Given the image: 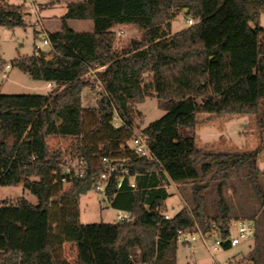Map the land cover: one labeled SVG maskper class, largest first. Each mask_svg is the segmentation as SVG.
<instances>
[{
	"label": "trees",
	"instance_id": "trees-1",
	"mask_svg": "<svg viewBox=\"0 0 264 264\" xmlns=\"http://www.w3.org/2000/svg\"><path fill=\"white\" fill-rule=\"evenodd\" d=\"M21 9L0 3V25L25 26ZM182 10L195 21L163 35L161 25L170 27ZM262 13L264 0L69 2L61 28L48 31L50 53L13 61L34 80L57 87L49 93H0V186L22 184L37 198L0 203V264H178L179 230L198 225L208 232L213 224L204 210L209 183L200 176L215 165L245 166L250 173L257 167L259 149L206 150L185 131L197 126L199 112L261 114L264 121ZM69 19H91L94 29L76 31ZM130 23L144 30L143 37L116 47L113 28ZM7 64L0 58V69ZM98 81V105L84 106L82 91L95 89ZM153 94L166 112L142 129L151 156H138L130 144L141 117L135 105ZM56 136L71 139L69 150L50 147ZM80 157L87 175L63 182L64 166ZM103 157L135 175V187L127 175L117 188L120 175L113 173L106 191L114 208L134 217L82 223L80 197L94 188ZM188 180L195 183V205L165 218L168 186ZM255 184L264 201L256 178ZM222 222L226 237L228 213ZM66 243L76 245V263L64 257Z\"/></svg>",
	"mask_w": 264,
	"mask_h": 264
},
{
	"label": "rangeland",
	"instance_id": "rangeland-1",
	"mask_svg": "<svg viewBox=\"0 0 264 264\" xmlns=\"http://www.w3.org/2000/svg\"><path fill=\"white\" fill-rule=\"evenodd\" d=\"M71 1L77 0H0V3H20L26 23L25 26L14 28L0 25V58L11 65L10 68L0 69V93H47L50 90L47 81L34 80L29 73L14 65L13 61L20 55H31L37 52V45L43 44L41 32L48 33L61 28L62 16L66 13L67 4ZM30 8L31 11L25 10ZM39 11L42 12L40 16ZM45 16L54 20L48 23L45 21ZM68 23L76 31L94 29V22L91 19H70ZM169 23L170 27L167 26V22L161 25L163 35L167 32L174 33L191 24L185 15V10L170 19ZM260 24L264 27V13L261 15ZM113 30L117 35L116 47L118 48L129 43L131 39H141L144 33L143 29L133 23L116 25ZM42 49L50 53L51 46L42 45ZM50 57L49 55L48 58ZM95 72L92 70L89 75L92 81L96 78ZM146 78L151 79L152 74L147 73ZM96 83L95 89L87 87L82 91V103L86 107L98 105L100 93L98 87L101 82ZM56 87L57 85L53 89ZM135 107L141 113L136 131L142 130L166 112L155 94L146 97L144 102L137 103ZM197 117L199 119L197 126L187 129L185 134L194 136L199 147L214 151H244L249 148L260 150L257 167L251 173L245 166L224 169L215 165L210 172L202 174L199 179L201 182L209 183L205 192L204 210L213 223L221 221L223 213L226 212L231 218L232 226L238 219L251 218L255 222L256 231L254 236L242 239L236 246L223 247L214 252H210L201 242L194 243L192 248L178 244V264H264V201L255 184L256 178L264 193V121L260 122L261 114L226 113L221 116H211L209 113L199 112ZM113 122L115 125L121 123L117 117ZM49 142L52 149L69 150L72 141L70 138L56 136ZM194 184L192 180L181 183L171 182L168 186L171 196L167 199L170 213H174L171 206L178 211L183 207L191 208L195 205ZM219 187H221V193ZM20 190L19 185L0 186V203L16 202L21 194ZM89 191L80 197V221L86 224L114 222L116 208L112 206L108 196L93 189ZM25 193V198L37 201L36 196L26 189ZM231 230L233 233L236 232L234 227ZM208 234L210 246H213L216 239L223 237L220 229L213 224ZM63 253L69 262L76 263L75 244L66 243Z\"/></svg>",
	"mask_w": 264,
	"mask_h": 264
},
{
	"label": "built area",
	"instance_id": "built-area-1",
	"mask_svg": "<svg viewBox=\"0 0 264 264\" xmlns=\"http://www.w3.org/2000/svg\"><path fill=\"white\" fill-rule=\"evenodd\" d=\"M190 23H193V19L189 20ZM41 36L43 38L42 45H49L51 46V41L48 37V33L41 32ZM42 45H37V54H41L46 52L42 49ZM49 57V55H47ZM10 64L6 65V68H10ZM101 87V83H100ZM100 87H98L100 89ZM117 116H115L116 118ZM131 146L134 149V152L138 156H151V149L148 143V137L143 134L142 130L135 131L134 136L131 140ZM104 168L101 169L95 177L94 182V191L103 192L106 194L107 187L110 184L111 177L113 173H117L120 175V179L117 183V188L121 187L123 183V179L125 176L130 175V184L132 187L136 186V179L135 175H132L130 169L127 167H123L121 169L118 168L116 163H112L108 157H103ZM88 173V164L83 157L80 158H71L64 166L63 177L62 181L67 182L69 176H78V177H85ZM88 191L87 193H89ZM171 209L174 213H170L169 211L165 212V218H171L177 211L175 207L171 206ZM134 215L126 210L116 209V219L114 223L131 220L133 219ZM222 220L213 223V225L217 226L220 229L221 233L223 231L222 227ZM234 227L236 232L233 233L231 228ZM256 231V225L253 219L251 218H244L238 219L232 224L230 223L229 226V233L226 237L218 238L214 241L213 246L211 247L208 243V232H204L198 225L193 230H179L177 242L178 244L186 245L188 248H192L193 244L196 242H201L204 247H206L210 252H214L224 247L225 244L230 246H236L241 242L242 239L250 238L254 236ZM223 236V235H222Z\"/></svg>",
	"mask_w": 264,
	"mask_h": 264
},
{
	"label": "crops",
	"instance_id": "crops-1",
	"mask_svg": "<svg viewBox=\"0 0 264 264\" xmlns=\"http://www.w3.org/2000/svg\"><path fill=\"white\" fill-rule=\"evenodd\" d=\"M16 4V3H15ZM17 4H20V3H17ZM26 11H31V8L30 9H25ZM40 13H38L39 14V16H40V14L42 13L41 11H39ZM64 15V14H63ZM45 21L46 22H48V23H50V22H52L54 19H52V18H50L49 16H45ZM62 20V19H61ZM70 20V19H69ZM69 20H68V22H69ZM48 30H50L48 27H46ZM48 82V81H47ZM48 84V86H49V88H50V90H52L53 88H54V86H56V83L55 82H48L47 83ZM50 90L47 92V93H49L50 92ZM210 114V113H209ZM211 116H214L213 114H210ZM199 147V146H198ZM201 148V147H200ZM204 149V148H203ZM252 149H254V148H252ZM251 148H249V149H244V150H252ZM259 155V154H258ZM20 186V188H21V190H20V195H19V199H21V198H25L26 197V193H25V188H24V186L23 185H19ZM32 201V200H31ZM32 202H34V201H32ZM36 202V201H35Z\"/></svg>",
	"mask_w": 264,
	"mask_h": 264
}]
</instances>
